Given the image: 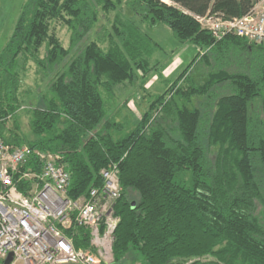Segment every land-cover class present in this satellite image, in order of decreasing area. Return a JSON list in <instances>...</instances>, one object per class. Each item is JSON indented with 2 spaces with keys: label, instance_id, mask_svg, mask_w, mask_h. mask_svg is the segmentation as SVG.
<instances>
[{
  "label": "trees",
  "instance_id": "16d2710c",
  "mask_svg": "<svg viewBox=\"0 0 264 264\" xmlns=\"http://www.w3.org/2000/svg\"><path fill=\"white\" fill-rule=\"evenodd\" d=\"M256 1L128 4L151 28L166 26L198 54L125 138L118 136L123 125L109 120L101 91L145 85L151 68L160 75L151 64L157 45L131 26L91 40L111 0H29L22 8L0 54V138L60 156L72 175V199L101 187V171L117 166L114 263L135 252L139 264H264V120L256 114L257 107L264 114V46L231 35L217 41L196 20L241 18ZM57 24L71 33L68 49ZM19 60L33 61L47 77L55 73L44 106L30 112V141L6 137L5 122L20 108ZM233 64L239 73L229 71ZM200 65L209 70L203 83L190 75ZM222 85L230 95H217ZM82 237L77 246H88Z\"/></svg>",
  "mask_w": 264,
  "mask_h": 264
},
{
  "label": "built area",
  "instance_id": "2783aa9c",
  "mask_svg": "<svg viewBox=\"0 0 264 264\" xmlns=\"http://www.w3.org/2000/svg\"><path fill=\"white\" fill-rule=\"evenodd\" d=\"M196 20L217 41L231 35L264 46V0L241 18ZM35 154L0 138V264L10 256V264H114L115 207L122 197L117 166L101 171L102 187L72 199V175L62 158ZM33 158L41 171L29 168ZM82 235L88 246L78 247Z\"/></svg>",
  "mask_w": 264,
  "mask_h": 264
},
{
  "label": "rangeland",
  "instance_id": "374dc122",
  "mask_svg": "<svg viewBox=\"0 0 264 264\" xmlns=\"http://www.w3.org/2000/svg\"><path fill=\"white\" fill-rule=\"evenodd\" d=\"M28 1L29 0H0V54L7 46L22 8ZM111 1L114 7L109 10H104V8L102 11L100 10L98 24L91 36V40L99 41L110 34L113 35L116 27L131 26L140 32L144 37V42L150 43V40L153 45H157V47H155V53L151 58L156 61L157 65L155 66L154 63L151 64L156 69L155 71L158 70V72H160L159 75L151 68L152 73L145 85L139 82L133 85L125 83L114 88L112 93H106L104 90L101 91L109 120H111L112 123L123 125L124 130H122L118 136L120 138H125L134 130L138 120L140 121L142 118V115L150 110L155 99L162 95L166 89L171 88L172 83L178 81L179 76L186 71L188 65L195 59L194 57L198 53L191 45L178 44L173 38L172 32L166 26L159 25L155 28H151L149 24L133 14L128 9V4L133 0ZM164 2L171 5L168 1ZM55 27L57 37L60 42H62L63 46L68 49L71 33L67 27L61 24H57ZM241 58L242 57L234 60L237 62L236 60ZM243 62L248 63V60ZM18 64L19 68L17 72L20 75L21 84L17 98L20 108L14 117L9 116L5 122L6 137L14 134L30 141L34 139L31 132L32 115L30 112L34 108H41L44 106L42 98L48 95V85L55 73L47 77L44 71L33 61L23 62L19 60ZM255 67L256 63H252L251 70H254ZM58 70H55V72H58ZM229 71L232 73L240 72L238 66L235 64L231 66ZM208 72L209 70L205 66L200 65L194 68L190 75L198 83H203L208 78ZM1 75L0 72V81L2 79ZM231 91L229 86L222 85L217 89L216 93L218 96L222 97L230 95ZM0 98H2V96H0ZM256 114H260L261 119L264 120V114L259 107L256 108ZM34 151L36 157L38 154H47L37 148H34ZM48 154L49 156H53L54 159L57 157L54 153L49 152ZM35 160H37V158H35ZM36 165L37 164L33 161L29 168L33 170L36 168L38 172L41 171V167L37 168ZM30 189V186H26L24 190ZM261 209L262 208H260V210ZM137 256L139 257V255L134 252L125 260L118 261L114 264H139L140 259ZM194 261L195 260H191L188 263L191 264Z\"/></svg>",
  "mask_w": 264,
  "mask_h": 264
},
{
  "label": "water",
  "instance_id": "95a60500",
  "mask_svg": "<svg viewBox=\"0 0 264 264\" xmlns=\"http://www.w3.org/2000/svg\"><path fill=\"white\" fill-rule=\"evenodd\" d=\"M12 261V256L9 257V259L7 260L6 264H10Z\"/></svg>",
  "mask_w": 264,
  "mask_h": 264
},
{
  "label": "bare ground",
  "instance_id": "6f19581e",
  "mask_svg": "<svg viewBox=\"0 0 264 264\" xmlns=\"http://www.w3.org/2000/svg\"><path fill=\"white\" fill-rule=\"evenodd\" d=\"M102 187V186H101ZM98 188H100V187H98ZM93 189V188H92Z\"/></svg>",
  "mask_w": 264,
  "mask_h": 264
}]
</instances>
